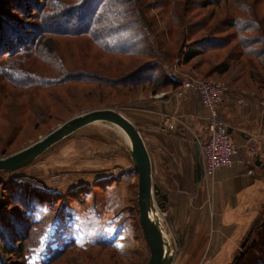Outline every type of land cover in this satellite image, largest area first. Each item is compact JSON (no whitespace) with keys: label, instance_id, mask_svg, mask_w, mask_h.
<instances>
[{"label":"trees","instance_id":"obj_1","mask_svg":"<svg viewBox=\"0 0 264 264\" xmlns=\"http://www.w3.org/2000/svg\"><path fill=\"white\" fill-rule=\"evenodd\" d=\"M24 10L32 11L27 20ZM177 58L203 79L226 76L227 91L264 98V0H0V154L82 108L114 106L102 104L139 88L180 87L164 66ZM7 172H0V264H29L36 207L54 209L60 197L22 180L6 185ZM11 255L24 260L8 262ZM232 264H264V212Z\"/></svg>","mask_w":264,"mask_h":264},{"label":"rangeland","instance_id":"obj_2","mask_svg":"<svg viewBox=\"0 0 264 264\" xmlns=\"http://www.w3.org/2000/svg\"><path fill=\"white\" fill-rule=\"evenodd\" d=\"M26 11L24 19L27 20L32 11ZM33 14L37 16L38 11H33ZM31 22L33 25L38 23L37 19H32ZM174 62H166L164 65L170 77V68ZM183 65L186 71L191 68V73L198 74L201 78L193 67ZM224 78L206 80L225 83ZM165 91L167 90L152 92L150 88H139L135 94L117 96L111 103L105 102L102 106L111 104L114 105L111 107L129 114L131 105L144 103L153 96L164 95ZM261 100L264 101V98H260ZM89 109L93 108L85 107L75 114ZM62 122L54 123L50 128L48 125L39 126L20 138L0 157L29 145ZM3 177L6 185L12 179L22 180L52 190L60 197L54 209L44 204L36 207L38 222L26 242L28 249L25 259L29 264H42L49 258L52 250L62 248L64 243L70 247L69 250L53 264H144L147 261L150 249L139 220L138 172L131 158L126 135L117 126L107 122L88 125L57 143L30 165L4 173ZM160 179L154 176L156 183ZM158 200L163 201V198L158 196ZM63 201L66 202V228L60 230L57 227L58 214ZM191 213L192 210H189V215ZM183 218L187 220L189 217ZM167 220L172 229L168 226V230L173 236L172 232L175 230L169 212ZM37 233L40 235L36 238ZM181 259L183 258L178 255L174 264ZM204 259L206 258H201L199 264L212 263V258ZM6 260L20 263L24 258L11 255Z\"/></svg>","mask_w":264,"mask_h":264},{"label":"crops","instance_id":"obj_3","mask_svg":"<svg viewBox=\"0 0 264 264\" xmlns=\"http://www.w3.org/2000/svg\"><path fill=\"white\" fill-rule=\"evenodd\" d=\"M188 70L191 74V68ZM178 89L137 102L126 115L141 128L153 175L161 178L157 183L168 194L164 208L175 230L173 238H177L176 257L183 258L177 264H199L201 258H212L210 264H231L264 212V106L249 92H226L220 114L229 124L244 162L219 167L212 177L202 176L199 183L196 167L198 162L202 166L208 110L197 92L188 90L179 97L175 94ZM176 114L179 119L170 129L166 118ZM250 147L257 148L259 158L252 156ZM183 216L189 218L183 220Z\"/></svg>","mask_w":264,"mask_h":264},{"label":"water","instance_id":"obj_4","mask_svg":"<svg viewBox=\"0 0 264 264\" xmlns=\"http://www.w3.org/2000/svg\"><path fill=\"white\" fill-rule=\"evenodd\" d=\"M98 122L111 123L120 128L130 144L131 158L138 172L139 220L150 249V255L144 264H173L176 259L177 243L160 214V209L168 200V194L163 193L154 181L152 157L141 129L122 111L114 107H100L75 114L29 145L0 157V172L18 170L30 165L57 143ZM231 131L229 128L230 133ZM257 164H260L259 159ZM196 175L200 183L202 179L200 162L196 167ZM158 196H161L163 201L158 200ZM249 236L250 232L241 243V248L245 246Z\"/></svg>","mask_w":264,"mask_h":264},{"label":"built area","instance_id":"obj_5","mask_svg":"<svg viewBox=\"0 0 264 264\" xmlns=\"http://www.w3.org/2000/svg\"><path fill=\"white\" fill-rule=\"evenodd\" d=\"M170 75L181 81V86L175 94L179 97L185 96L188 90L197 92L202 100L203 105L208 110L206 129L208 136L202 142V172L206 178L212 177L219 167H231L236 162L243 163L244 159L240 155L238 145L233 141L229 132V124L220 114V104L227 92L225 83L214 80H206L198 77V74H189L183 68V63L177 58L170 68ZM264 106V101L261 100ZM179 116L170 115L166 118L165 123L170 129H174V122ZM253 157L259 158L257 148L250 147ZM253 173V169H249ZM162 218L168 226V211L162 207L160 209Z\"/></svg>","mask_w":264,"mask_h":264}]
</instances>
